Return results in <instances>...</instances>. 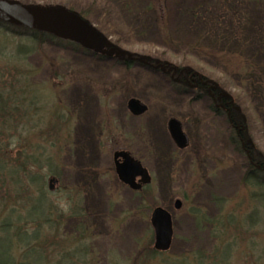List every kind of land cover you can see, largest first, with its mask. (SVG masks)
<instances>
[{
	"label": "rangeland",
	"instance_id": "rangeland-1",
	"mask_svg": "<svg viewBox=\"0 0 264 264\" xmlns=\"http://www.w3.org/2000/svg\"><path fill=\"white\" fill-rule=\"evenodd\" d=\"M28 1L33 3L26 6H45L43 0ZM17 33L0 27V99L6 107L0 116V226L9 215L16 221L11 238L0 240L1 263L264 264L263 193L244 183L248 158L234 149L210 102L191 100L193 81L192 96L178 97L168 87L173 73L125 71L73 54L68 43L31 42ZM114 37L125 43L120 49L153 70L183 65L182 57L165 53L153 29H124ZM205 69L221 92L247 104L251 138L264 156V111L219 70ZM130 98L146 112L130 116ZM16 108L17 115L11 111ZM170 118L181 124L187 147L176 148L167 130ZM119 150L151 177L139 195L114 175L112 154ZM51 178L57 183L50 191ZM177 200L180 210L173 207ZM156 208L173 217L166 252L154 249L150 217ZM18 234L33 239L18 244Z\"/></svg>",
	"mask_w": 264,
	"mask_h": 264
},
{
	"label": "trees",
	"instance_id": "trees-1",
	"mask_svg": "<svg viewBox=\"0 0 264 264\" xmlns=\"http://www.w3.org/2000/svg\"><path fill=\"white\" fill-rule=\"evenodd\" d=\"M43 1L44 7H62L78 15L89 25H95L104 40L105 48L124 47L125 43L114 37V34L124 29L131 33L136 29L141 34H147L153 29L158 44L165 49V53L182 57L181 68H171L167 63L163 64L164 68L172 71L170 73H175V78L168 80L170 91L178 97H190L192 95L188 87L191 85L188 79L193 81L194 85L196 83L197 86L192 87L197 91L191 100L199 102L206 98L211 104L210 110L214 116L223 119L230 132L229 140L232 146L248 158L244 183L253 185L264 196V156L260 154L251 138L247 104L239 102L234 94L230 99L221 98L220 102H217V95L223 86L217 87L205 69L209 66L219 70L223 73L224 80L232 82L235 88L242 91L241 94H245L258 105V110L264 111V0H192L181 4H177L181 0ZM31 3L33 2L20 0L22 5ZM172 4L175 23L170 27L168 14ZM0 25L5 32H9V29L16 30L19 38L31 42L68 43L73 54L90 56L95 61L112 62L114 66L125 71L138 67L162 75L160 70H153L148 63L137 64L134 60L127 59L115 61L113 58L80 48L77 44L59 40L44 31L21 28L1 21ZM103 36L112 37L113 40L109 43L113 42L114 46ZM186 75L188 79L184 78ZM181 78L183 80H180ZM176 79L181 83H177ZM0 109L2 116L6 107L1 99ZM17 110L16 108L11 111ZM15 114L17 115V112ZM53 161L50 157L45 159L46 165L55 169V174L56 165ZM31 179L40 181L36 176ZM256 196L257 194H254V197ZM14 223L16 221H13L11 215L5 218L0 226V240L11 238L9 229ZM17 237L20 241L18 244H27L33 239L31 235L27 238L18 234Z\"/></svg>",
	"mask_w": 264,
	"mask_h": 264
},
{
	"label": "water",
	"instance_id": "water-1",
	"mask_svg": "<svg viewBox=\"0 0 264 264\" xmlns=\"http://www.w3.org/2000/svg\"><path fill=\"white\" fill-rule=\"evenodd\" d=\"M0 20L20 27L44 31L56 38L77 43L85 49L107 57L120 56L127 60L147 63L139 58H131L129 52L120 48H105L103 38L91 25L78 15L62 7L26 6L12 0H0ZM158 67L164 70L162 66ZM221 98L230 99L229 95L224 92H221L217 99L220 101ZM127 108L134 116H140L147 110V107L135 98L128 100ZM167 129L179 149H183L188 145L187 137L182 132L179 121L173 118L170 119L167 123ZM118 159H121L122 162H119ZM113 160L115 173L125 185L134 190L140 189L141 185L135 184L136 177L140 178L139 183L142 185L150 182L146 169L142 167L140 162L133 159L129 153L123 151L114 152ZM55 183L56 180L51 178L48 181V189L53 190ZM174 208L179 210L181 202L175 201ZM150 223L154 229V249L157 251L168 250L172 237L170 214L162 208H156L151 214Z\"/></svg>",
	"mask_w": 264,
	"mask_h": 264
},
{
	"label": "flooded vegetation",
	"instance_id": "flooded-vegetation-1",
	"mask_svg": "<svg viewBox=\"0 0 264 264\" xmlns=\"http://www.w3.org/2000/svg\"><path fill=\"white\" fill-rule=\"evenodd\" d=\"M188 80H189V79H188ZM186 81H187V80H186ZM193 86H197V85H196V83H195V85H193ZM118 161H119V162H122V160H121V159H118ZM113 172H114V175L116 176L117 174L115 173L114 167H113ZM135 179H136V181L138 180V178H137V177H136ZM117 181H118V180H117ZM139 181H140V180H139ZM139 184H140V183H139ZM121 186H122V184H121ZM123 186H124V185H123ZM124 187H126V186H124ZM126 188H127V187H126ZM144 188H145V187H144ZM144 188H142V189L140 190V192H139V193H141V192H142V190H143ZM127 189H129V188H127ZM132 193H133V194H135V193H137V192H133V191H132Z\"/></svg>",
	"mask_w": 264,
	"mask_h": 264
}]
</instances>
